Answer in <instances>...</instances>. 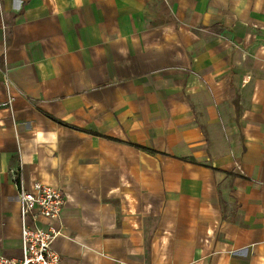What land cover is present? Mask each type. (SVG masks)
<instances>
[{"label": "crops", "instance_id": "obj_1", "mask_svg": "<svg viewBox=\"0 0 264 264\" xmlns=\"http://www.w3.org/2000/svg\"><path fill=\"white\" fill-rule=\"evenodd\" d=\"M20 180L61 264H264V0H0L8 258Z\"/></svg>", "mask_w": 264, "mask_h": 264}, {"label": "built area", "instance_id": "obj_2", "mask_svg": "<svg viewBox=\"0 0 264 264\" xmlns=\"http://www.w3.org/2000/svg\"><path fill=\"white\" fill-rule=\"evenodd\" d=\"M12 97L2 103L8 107ZM17 197L20 215V256L8 258L0 255V264H61L60 255L54 250V240L62 235L61 213L66 196L50 185L33 182L27 187L19 181Z\"/></svg>", "mask_w": 264, "mask_h": 264}]
</instances>
